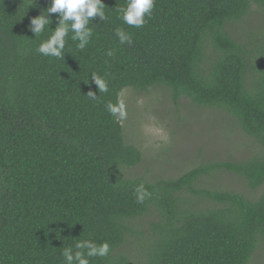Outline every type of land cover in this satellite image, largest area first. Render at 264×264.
Here are the masks:
<instances>
[{
    "label": "trees",
    "instance_id": "obj_1",
    "mask_svg": "<svg viewBox=\"0 0 264 264\" xmlns=\"http://www.w3.org/2000/svg\"><path fill=\"white\" fill-rule=\"evenodd\" d=\"M49 3L0 0V264H65L80 240L110 245L89 264H251L264 242V0H155L141 28L119 18L126 0H103L107 19L89 22L84 50L69 33L64 59L36 51L53 30L28 28ZM127 88L221 112L253 155L128 176L142 155L106 109ZM219 172L256 195L215 183ZM141 183L151 195L138 204Z\"/></svg>",
    "mask_w": 264,
    "mask_h": 264
},
{
    "label": "rangeland",
    "instance_id": "obj_2",
    "mask_svg": "<svg viewBox=\"0 0 264 264\" xmlns=\"http://www.w3.org/2000/svg\"><path fill=\"white\" fill-rule=\"evenodd\" d=\"M249 28L247 21L235 26L239 33ZM119 101L125 112L124 117L117 115L124 139L138 147L142 155L141 161L126 171L130 177H176L203 161L238 160L253 155L251 139L235 124L229 126L221 112L196 109L185 99L174 105L164 92L146 96L131 88L123 90ZM213 181L256 195L232 173L219 172ZM251 264H264V242L254 251Z\"/></svg>",
    "mask_w": 264,
    "mask_h": 264
},
{
    "label": "clouds",
    "instance_id": "obj_3",
    "mask_svg": "<svg viewBox=\"0 0 264 264\" xmlns=\"http://www.w3.org/2000/svg\"><path fill=\"white\" fill-rule=\"evenodd\" d=\"M33 0H31V4ZM155 0H126V4L117 9L119 18L127 25L141 28L146 23L145 17L151 16ZM103 0H50L49 5L43 9V14L30 18L28 25L29 30L35 36H40L48 28L53 30L46 40H43L36 48V51L46 57L56 59H64L66 38L69 33H72L70 39L78 42L76 47L84 50L89 44L92 37V29L88 26L93 17H98L100 20L107 19ZM51 13L58 14L57 23L54 29L49 25L52 20L49 16ZM115 35L118 37L121 44L132 43L130 34L122 29H116ZM108 56H112L113 52L109 50ZM91 81L97 86L98 92H108L107 82L95 73L90 75ZM89 83V80L86 84ZM90 98L96 99L97 95L89 90ZM107 111L111 115H119L124 117V106L122 103L106 105ZM136 201L138 204H143L150 193L145 188L144 184L137 185L135 189ZM108 242L99 244L90 240L77 241L73 247H66L62 252L65 264H89L91 257H107L110 252Z\"/></svg>",
    "mask_w": 264,
    "mask_h": 264
}]
</instances>
